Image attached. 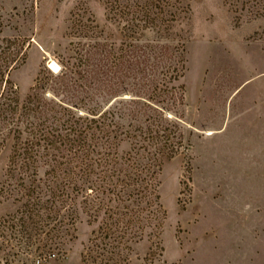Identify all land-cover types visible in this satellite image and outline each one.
I'll return each instance as SVG.
<instances>
[{
  "label": "rangeland",
  "instance_id": "rangeland-1",
  "mask_svg": "<svg viewBox=\"0 0 264 264\" xmlns=\"http://www.w3.org/2000/svg\"><path fill=\"white\" fill-rule=\"evenodd\" d=\"M107 1L0 0V68L24 48L9 75L21 98L39 77H78L101 108L115 105L112 84L130 99L168 82L163 105L184 148L162 168L156 237L119 254L100 240V250L98 225L82 217L70 231L46 226L50 249L7 259L18 206L0 193V264H264V16L236 14L232 0H119L108 18ZM148 1L161 16L134 48L125 22L110 19ZM182 53V78L169 84L178 74L170 58ZM4 135L0 191L13 145Z\"/></svg>",
  "mask_w": 264,
  "mask_h": 264
},
{
  "label": "trees",
  "instance_id": "trees-1",
  "mask_svg": "<svg viewBox=\"0 0 264 264\" xmlns=\"http://www.w3.org/2000/svg\"><path fill=\"white\" fill-rule=\"evenodd\" d=\"M117 2H106L108 18ZM135 6L110 19L125 22L134 48L161 16L150 10L149 1ZM232 7L236 14L264 16V0H232ZM183 53L170 58L178 74L169 84L182 78ZM25 54L20 49L0 68V148L7 139L4 132L13 139L0 193L15 196L18 206L10 217L16 247L5 241L4 256L30 255L34 246L50 249L52 244L43 243L46 226L65 224L70 231L82 217L98 225L92 242L99 248L98 241H107L103 250L119 254L121 247L130 250L132 243L156 237L162 168L184 148L178 123L166 117L163 105L168 82L149 83L144 96L130 93V99L120 98L125 93L112 84L107 96L117 100L108 108L84 91L78 77H39L21 98L9 75ZM65 94L66 101L60 99Z\"/></svg>",
  "mask_w": 264,
  "mask_h": 264
}]
</instances>
